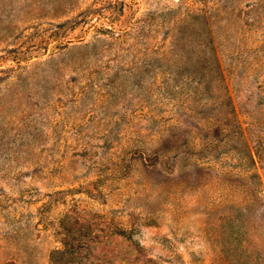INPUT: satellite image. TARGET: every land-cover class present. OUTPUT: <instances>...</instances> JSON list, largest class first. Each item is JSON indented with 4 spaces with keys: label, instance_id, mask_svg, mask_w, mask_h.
I'll return each mask as SVG.
<instances>
[{
    "label": "rangeland",
    "instance_id": "374dc122",
    "mask_svg": "<svg viewBox=\"0 0 264 264\" xmlns=\"http://www.w3.org/2000/svg\"><path fill=\"white\" fill-rule=\"evenodd\" d=\"M0 264H264V0H0Z\"/></svg>",
    "mask_w": 264,
    "mask_h": 264
}]
</instances>
